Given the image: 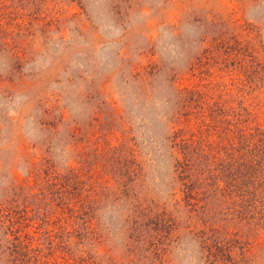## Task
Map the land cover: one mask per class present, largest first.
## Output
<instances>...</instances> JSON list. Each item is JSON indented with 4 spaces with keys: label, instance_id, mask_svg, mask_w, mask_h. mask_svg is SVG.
<instances>
[{
    "label": "rangeland",
    "instance_id": "rangeland-1",
    "mask_svg": "<svg viewBox=\"0 0 264 264\" xmlns=\"http://www.w3.org/2000/svg\"><path fill=\"white\" fill-rule=\"evenodd\" d=\"M238 53L260 75L240 74ZM199 71L233 124L239 100L264 109V0H0V264H264V228L203 227L173 202L165 138ZM122 163L140 175L138 204L176 230L149 237L115 183ZM83 197L97 237L79 234ZM211 226L225 232L214 258Z\"/></svg>",
    "mask_w": 264,
    "mask_h": 264
},
{
    "label": "trees",
    "instance_id": "trees-1",
    "mask_svg": "<svg viewBox=\"0 0 264 264\" xmlns=\"http://www.w3.org/2000/svg\"><path fill=\"white\" fill-rule=\"evenodd\" d=\"M249 56V62H245L247 56L244 53L234 56V61L241 66L240 74L249 77L245 67L250 63L255 74L260 75L262 64ZM207 78L199 71L194 76L197 83L176 91L178 112L171 118L170 134L165 138L174 161L173 176L180 196V201L173 202L187 211L189 219L202 221L203 227L216 216H221L223 221L231 216L246 232H258L264 228V109L261 105L256 110L242 107V100H239L242 108L234 114L233 124L226 108L229 98L225 95L224 100L220 87L208 83ZM117 172L123 175L120 180H124L115 183L126 200L135 198L137 205H132L137 209L135 212L145 213L141 214L145 220V232L155 234L150 238L158 241L159 233L170 234L177 229L164 212L153 213L154 208L138 204L134 187L129 189L128 185L136 186L139 180L135 167L122 163ZM76 189H70L72 192L67 194L79 197ZM73 192L76 193L73 195ZM58 193L63 199V191ZM83 198L78 200L77 218H73L82 221L80 236H92L95 234L91 228L95 208L91 201ZM216 230L213 226L206 229L205 232L214 239H204L207 243L205 249L213 258L223 246L221 241L225 233ZM93 236L97 237V234Z\"/></svg>",
    "mask_w": 264,
    "mask_h": 264
}]
</instances>
